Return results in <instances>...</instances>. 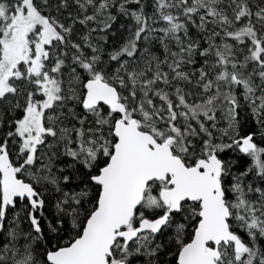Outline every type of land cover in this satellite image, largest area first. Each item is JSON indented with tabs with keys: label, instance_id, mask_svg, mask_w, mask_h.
<instances>
[{
	"label": "snow or ice",
	"instance_id": "obj_1",
	"mask_svg": "<svg viewBox=\"0 0 264 264\" xmlns=\"http://www.w3.org/2000/svg\"><path fill=\"white\" fill-rule=\"evenodd\" d=\"M0 264H264V0H0Z\"/></svg>",
	"mask_w": 264,
	"mask_h": 264
}]
</instances>
